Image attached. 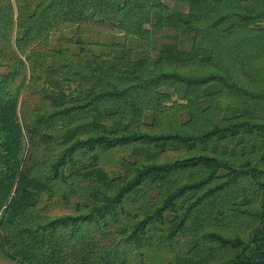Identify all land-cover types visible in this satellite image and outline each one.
<instances>
[{
    "label": "trees",
    "instance_id": "16d2710c",
    "mask_svg": "<svg viewBox=\"0 0 264 264\" xmlns=\"http://www.w3.org/2000/svg\"><path fill=\"white\" fill-rule=\"evenodd\" d=\"M0 264H264V0H0Z\"/></svg>",
    "mask_w": 264,
    "mask_h": 264
},
{
    "label": "rangeland",
    "instance_id": "374dc122",
    "mask_svg": "<svg viewBox=\"0 0 264 264\" xmlns=\"http://www.w3.org/2000/svg\"><path fill=\"white\" fill-rule=\"evenodd\" d=\"M167 3H169L171 6H175V0H165Z\"/></svg>",
    "mask_w": 264,
    "mask_h": 264
}]
</instances>
